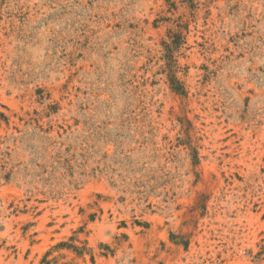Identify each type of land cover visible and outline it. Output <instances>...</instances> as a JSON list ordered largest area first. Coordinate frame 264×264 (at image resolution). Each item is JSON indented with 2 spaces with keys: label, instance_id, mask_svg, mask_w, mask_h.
Here are the masks:
<instances>
[{
  "label": "rangeland",
  "instance_id": "1",
  "mask_svg": "<svg viewBox=\"0 0 264 264\" xmlns=\"http://www.w3.org/2000/svg\"><path fill=\"white\" fill-rule=\"evenodd\" d=\"M0 264H264V0H0Z\"/></svg>",
  "mask_w": 264,
  "mask_h": 264
}]
</instances>
